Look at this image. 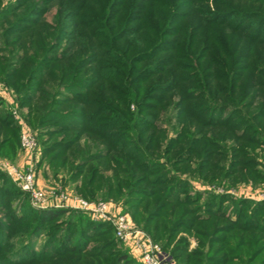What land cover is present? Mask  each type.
I'll return each mask as SVG.
<instances>
[{
    "label": "trees",
    "instance_id": "1",
    "mask_svg": "<svg viewBox=\"0 0 264 264\" xmlns=\"http://www.w3.org/2000/svg\"><path fill=\"white\" fill-rule=\"evenodd\" d=\"M54 2L51 0L50 4ZM246 2L213 0L214 9H211L209 0H61L53 16L56 24L51 27L53 40L58 42L62 34L60 23L72 11L74 15L70 18L75 20V33L67 38H76L79 31L87 53L70 58L66 55L71 46L65 45L60 51L61 58L36 57L43 51L42 42L36 45L31 33L27 46L19 48L27 49L26 63L34 69L19 71L15 67V71L3 72V78L19 95L21 105L29 109L36 125L60 123L53 130L63 136L76 132L72 138L63 137L59 142L63 153L59 148V153L51 156L49 162L67 154L63 156L67 164L68 157L81 155L70 177L83 178L87 174L84 187H77L85 198L93 197L90 189L103 186L107 188V197H120L126 190L129 195L125 197L126 203L135 204L134 209L139 203H161L145 213L144 226L139 227L155 242L159 231L166 230L171 220L170 214L162 217L167 207L164 203L186 206L196 202L189 192H181L188 188L187 181L175 173L205 181L230 175L228 171L222 173L223 165H217L216 157L224 161L223 156L227 155L222 153L220 157L223 151L213 138L239 143L238 149H231L235 163L229 166L233 164L245 174L257 175L248 153L253 144L264 143L257 142L258 128L264 130V16L261 11L264 0ZM250 2L256 3L258 10L246 9L244 4ZM39 12L40 19L47 13ZM29 24L26 30L32 31L41 21ZM47 64L59 65L48 70ZM44 79L58 81V90L79 83L84 93L77 91L71 99H64L62 91L55 92L62 96L57 99L59 104L76 103L81 106L79 110H47L39 115L41 109L35 104L45 100L30 93V86L39 88ZM131 106L134 110H130ZM228 106L234 107L223 116ZM238 107L243 113L235 110ZM256 107L262 111H255L247 119L246 112ZM168 111L176 112L174 120L181 123L179 137H167L158 123L160 116ZM216 113L219 114L214 116ZM254 121L259 125L256 129L252 126ZM236 128L245 134L238 137ZM0 130L4 135L0 152L13 158L19 145L17 127L2 109ZM90 144H94L93 150ZM74 145L77 148L70 152ZM45 153L53 154L46 148ZM92 164L96 165L91 167ZM111 171V178L103 176ZM5 181L6 176L1 173L0 182ZM14 193L18 196L9 185L0 189V195ZM222 198H215L216 208L210 213L227 221V225L212 231L214 223L208 215H198L197 222L205 224L199 227L212 233L204 231L200 235L207 238L208 244L207 250L204 246V251L197 252L201 255L189 257L188 254L182 259L180 254L188 253L184 245L179 243L171 250L168 245H162L178 264L201 263L200 256L203 264H230L232 257L242 264H264V205H254L248 214L242 215L250 204L241 201L237 218L231 220L220 213ZM194 208L198 207L191 210ZM64 213L63 209H39L21 216L10 214L12 225L25 226L30 236L46 233L39 254L41 259L35 260L39 256L31 253L29 263L48 262L50 258L44 257L48 253L43 250H51L53 264H140L131 261L127 252L123 254L114 249L115 237L108 223H96L77 213V224L67 220L64 226L56 227L55 222ZM138 214L133 212L132 216ZM183 222L180 219L175 225L181 228ZM10 225L5 223L4 229H11ZM151 225L154 235L148 231ZM218 228L224 235H213ZM169 238L170 233L167 243ZM212 253L223 255L214 258Z\"/></svg>",
    "mask_w": 264,
    "mask_h": 264
},
{
    "label": "rangeland",
    "instance_id": "2",
    "mask_svg": "<svg viewBox=\"0 0 264 264\" xmlns=\"http://www.w3.org/2000/svg\"><path fill=\"white\" fill-rule=\"evenodd\" d=\"M50 1L51 0H0V60L2 59L0 62V109H2L6 114L11 117L13 124L17 127V138L19 143L18 148L15 152V156L13 158L10 155H5L0 152V164L8 163L12 166H15L20 171L26 170V166L28 165L29 161L25 158L24 154L20 149L19 138L22 131L32 133L36 137V140L38 142L37 150L34 153L31 162L32 166L35 169L38 186L47 190L56 189L58 193L66 192L67 194L78 196L88 201H106L108 203H111L114 208L119 209L120 212L127 213L137 227H143L145 213L153 211L154 206L161 203H139V206L136 205V208L134 209L133 205L135 204L126 203L125 197L129 196L126 190L122 191V196L120 197H107V188L104 189L103 186L100 188L95 187L94 189H90V191L93 192V197L88 199L85 198L80 192L77 191V187H84L86 182L85 177L87 176V174L85 173L86 175H84L85 177L83 176V178L80 177L75 179L70 177L72 169L76 167V164L78 163V161L81 160L82 156L78 154L75 158L68 157L69 163L67 164H65L66 160L64 161L63 159V156L65 154L60 157L57 161L49 162L51 156L55 155V153H59V148L61 149V152L63 151V147L59 144V142L62 141L63 137L72 138L74 137V135H76V132L72 131L70 133H67L66 136H63L62 134H59L55 130H53V127L61 125L60 123H48L46 124L47 126L36 125L33 119L34 117L31 118V116L29 115V109L21 105L19 95L14 91L11 86L8 85L7 81H5V79L3 78V72L15 71V67L16 70L19 71H22L24 69H34L33 65H28L26 63V61L28 60L26 53H29L26 51L27 49L19 48V46H27V41L28 38L31 36V33L32 35H34L33 41H37L35 42L36 45L38 42H40V40L42 42L41 44L43 51L39 54H36V57H44L47 60H50L52 58H61L60 51L65 45L71 46V50L69 52L67 51L68 54L66 55L70 58L77 56L79 57L87 53L84 51V40H81V38H79V31L76 38H67L68 36L75 33V28L73 27L75 20L70 18L74 15L72 11L68 12L66 15L67 18H65L66 20H63L62 23H60L62 34L60 35L58 42H55V40H53L54 34L53 32H51V27L56 26L53 21V16L57 11V3H59L61 0H53L55 1L53 4H50ZM212 2L213 0H209V7H212ZM243 3H247L246 0H243ZM244 6L246 7V9L258 10L256 9V3L251 4L250 2L248 5L244 4ZM211 9L214 8L212 7ZM39 11H47V13L40 19L37 16V14L40 13ZM261 11L263 13L262 15L264 16V8ZM37 20L41 21L40 26L35 30L27 31L30 28L29 26L31 25L29 24V22ZM45 28L47 29L46 32ZM17 41H20V43L18 44ZM55 54L57 55L53 56ZM47 65L48 70L52 69L53 65ZM57 65H55V67L53 68H56ZM82 77V75L79 76V78ZM78 84H73L71 88L66 87L60 88V90H58V81L44 79L39 88L30 86V93H34V96L38 97L39 99L45 100V102L38 101L35 104V106H38L41 109L39 115H43V113H46L47 110L66 112L72 109L79 110L81 106L76 103L62 106L61 104H59L60 100H57L61 99L62 96L60 95V93L55 94L57 90L62 91L64 99H71L72 95H76L74 93H79L77 91H80V93H84V88ZM61 101L64 100L62 99ZM259 103H262V100H260ZM12 106H14L17 110L19 120H16L11 114L10 107ZM228 107L229 108H227V111L225 112L226 114H223V116L229 114L230 110L233 109L234 106ZM257 108L258 107H256L255 110L246 112L247 119H250V117L253 115V113H255V111H262L261 108L259 110ZM130 110H134V108L131 106ZM235 110L241 111V113H243L242 109L239 107ZM217 114L219 113L214 114V116ZM175 115L176 112L173 111L164 112L162 116H160V120H158L159 125L165 131L167 137H179L182 134V130L180 128L181 123H178L176 120H174ZM72 122L77 125L75 121ZM257 123V121H254L252 123V126L255 127V129L258 128L257 126H259L257 125ZM258 129L260 134L258 135L257 142L261 143L264 142V130H262V127ZM235 131V135H239L238 137L245 134V132L240 128H236ZM3 136V131L0 130V141L2 140ZM213 139L217 141L219 149L223 151L219 154L220 157L222 158V153L227 155L223 156L225 158L224 161L217 160L216 157L217 165H223L224 170L222 171V173L228 171L230 175L221 179L215 178L212 181H205L201 178H193L187 174L181 175V173H175V175H177L179 178L181 177L182 179H185L187 181L188 188L182 190L181 192H189L190 197L193 198L196 202L189 203L186 206L180 204L164 203V205H166L167 207L162 212V217H167L170 214L171 218L169 219L171 220L166 225V230L159 231L160 236L157 238L155 237L157 243H159L160 245H168L167 248L170 250L173 249L179 243L184 245V247L188 249V253H181L180 255L182 259H184L188 254L189 257L196 254L201 255L197 252L204 251V246L205 250H207V238L200 236L204 231L209 232V235H211V230L213 231L215 227L227 225V221L218 216L214 217L212 216V213H210L216 208L217 201H215V198L223 197L222 200H224V203H220V213L221 215H224L231 220H235L237 218V208L239 205L238 203L241 201H245L248 205L250 204L246 209V212H243L242 215L248 214L249 209L254 205H264V143L260 145L253 144L250 148L251 151H249L248 156L250 157V159L253 160L255 171L257 174L256 176H254L253 174L250 176L248 173L245 174L244 170H240L239 167L236 168L233 165L235 163V160L233 156H231V153L233 151L231 149H238L239 143L235 142L234 140L230 141L218 138ZM80 144H82V141ZM45 148L50 149L53 154H48L50 152L45 153ZM76 148L77 146L74 145L71 148L70 152L75 151ZM91 148L93 150L94 144H90V149ZM56 163L58 164L54 166ZM61 163L66 165L65 168H63ZM229 163H233V167L229 166ZM94 165L96 164H92L91 167H93ZM1 173L6 176V181L0 182V189H4V185H9L10 188L16 191L18 196H15V193L14 195H0V264H53L50 260L52 258L51 250H43L45 251L44 253H48L44 256L47 260L50 258L48 262H28V258H30L31 253H34V256H39V254L41 253V249L45 243L46 233H43L41 236L38 237H32L30 236L29 231L25 226L20 228L18 225H12V221L9 220V218L12 212L15 215L21 216V213H29L31 210L37 211L39 209H37L33 205L29 196L19 189V187L12 180V178L0 166V174ZM104 175L111 178L113 176V173L111 171L103 174V176ZM171 175L173 176L174 172H172ZM170 183H172V181H169V184ZM181 185H184V183H181ZM165 191H167V189L161 191V194L165 193ZM8 192H10V190ZM183 193L181 196H183ZM178 195L179 194H176L175 197L179 198ZM209 200L212 203L208 205L206 202ZM145 206H147L146 212ZM191 207L198 208H194V210L192 211ZM62 209L65 210V213L62 217L57 219V222H55L56 227H60L62 225L64 226L65 221L67 220H70L71 222L73 221L72 224H77V213L78 215L84 214L80 211L69 208ZM133 212L139 214L133 217ZM198 215H208L207 218L214 223L213 228L208 231L207 229L205 230L199 227L200 225L205 224H203V222H197V220H199ZM85 216L90 219L87 215ZM180 219H183L184 221V226L181 228L178 227V225H175V222ZM93 222L101 223L97 221ZM5 223L9 225L11 224V229H4ZM153 225H155V222ZM153 225H151V228L148 229L151 235H154ZM206 226L208 227V225ZM171 229L172 232H169ZM216 230L217 231H214L213 235L215 233L221 236L224 235V231H221V229L219 230L218 228ZM169 233L170 238L168 239V244L166 237ZM111 236L110 237L113 238L112 234ZM112 240L114 242L113 247L116 251H119L123 254L127 252V250L124 249L123 245L120 242H118L114 238ZM4 255H6L7 258ZM129 255L132 258L131 261L137 262V259L135 257H133L131 254ZM211 255L214 258H218L221 257V255L223 254L216 255L212 253ZM40 259L41 258L39 256L35 260ZM62 259L64 260V258ZM202 259V256H200L199 260L201 263L193 262L191 264H203ZM230 264L242 263H240L238 260H233L232 257Z\"/></svg>",
    "mask_w": 264,
    "mask_h": 264
},
{
    "label": "built area",
    "instance_id": "3",
    "mask_svg": "<svg viewBox=\"0 0 264 264\" xmlns=\"http://www.w3.org/2000/svg\"><path fill=\"white\" fill-rule=\"evenodd\" d=\"M10 112L16 120H19L14 106L10 107ZM19 140L20 149L29 161L26 170L20 171L8 163H2L0 166L19 189L29 196L37 209L69 208L84 213L93 221L108 223L113 229L115 239L140 264H178L162 245L155 242L143 229L137 227L127 213L120 212L111 203L100 200L88 201L66 192L58 193L56 189L47 190L38 186L35 169L31 164L38 146L36 137L32 133L22 131Z\"/></svg>",
    "mask_w": 264,
    "mask_h": 264
},
{
    "label": "crops",
    "instance_id": "4",
    "mask_svg": "<svg viewBox=\"0 0 264 264\" xmlns=\"http://www.w3.org/2000/svg\"><path fill=\"white\" fill-rule=\"evenodd\" d=\"M5 96V95H4Z\"/></svg>",
    "mask_w": 264,
    "mask_h": 264
}]
</instances>
